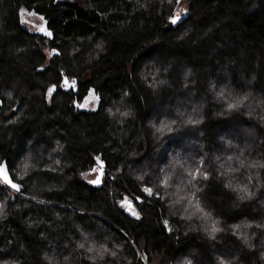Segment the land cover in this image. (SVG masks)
<instances>
[{
    "label": "trees",
    "instance_id": "16d2710c",
    "mask_svg": "<svg viewBox=\"0 0 264 264\" xmlns=\"http://www.w3.org/2000/svg\"><path fill=\"white\" fill-rule=\"evenodd\" d=\"M0 163V264H264V0H0Z\"/></svg>",
    "mask_w": 264,
    "mask_h": 264
},
{
    "label": "rangeland",
    "instance_id": "374dc122",
    "mask_svg": "<svg viewBox=\"0 0 264 264\" xmlns=\"http://www.w3.org/2000/svg\"><path fill=\"white\" fill-rule=\"evenodd\" d=\"M77 1V0H74ZM79 1V0H78ZM178 6L175 8V11L173 13L172 17H179L178 19L182 18L183 15L187 13L188 4L185 1L178 2ZM22 22L24 26L29 28L32 31H37L40 29L41 25L43 24V19L40 16H35L31 13L22 11L21 12ZM97 175V170H93L91 172H88L84 174L85 179L87 180H94ZM120 206L130 215L136 216L135 209L133 207L132 201L128 198L123 199L120 202ZM135 213V215L133 214Z\"/></svg>",
    "mask_w": 264,
    "mask_h": 264
},
{
    "label": "water",
    "instance_id": "95a60500",
    "mask_svg": "<svg viewBox=\"0 0 264 264\" xmlns=\"http://www.w3.org/2000/svg\"><path fill=\"white\" fill-rule=\"evenodd\" d=\"M0 168L3 169V171L0 172V180H1V182L3 184L7 185V186L12 187L13 183L11 182V177H10L8 166L6 165V163H0ZM5 176L7 177V179H5ZM12 188H14V187H12Z\"/></svg>",
    "mask_w": 264,
    "mask_h": 264
},
{
    "label": "snow or ice",
    "instance_id": "6c2138e0",
    "mask_svg": "<svg viewBox=\"0 0 264 264\" xmlns=\"http://www.w3.org/2000/svg\"><path fill=\"white\" fill-rule=\"evenodd\" d=\"M178 18H179V17H175V18H173L171 22H172L173 24H175V23L177 22V19H178ZM49 91L51 92L52 90L50 89ZM2 171H3V169L0 168V172H2ZM5 179H7L6 176H5ZM9 182H10V181H9ZM95 182L98 183L99 181L97 180V181H95ZM12 187L15 188V187H17V185L13 184ZM145 191H148L149 193H151V189H145ZM133 214L135 215V213H133Z\"/></svg>",
    "mask_w": 264,
    "mask_h": 264
}]
</instances>
